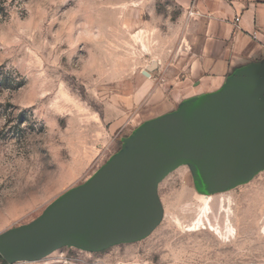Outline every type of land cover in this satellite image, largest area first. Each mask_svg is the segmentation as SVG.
Wrapping results in <instances>:
<instances>
[{
  "label": "rangeland",
  "instance_id": "obj_1",
  "mask_svg": "<svg viewBox=\"0 0 264 264\" xmlns=\"http://www.w3.org/2000/svg\"><path fill=\"white\" fill-rule=\"evenodd\" d=\"M185 1L156 0L163 19L175 7L169 31L147 0H86L81 15L80 0H11L29 9L22 27L0 0V238L32 231L68 197L115 195L134 211L131 235L64 238L41 257L0 264H264V173L214 181L180 130L175 84L193 51ZM49 104L62 113L54 161L25 143L45 131L33 114Z\"/></svg>",
  "mask_w": 264,
  "mask_h": 264
},
{
  "label": "crops",
  "instance_id": "obj_2",
  "mask_svg": "<svg viewBox=\"0 0 264 264\" xmlns=\"http://www.w3.org/2000/svg\"><path fill=\"white\" fill-rule=\"evenodd\" d=\"M187 6L193 51L175 84L180 104H202L212 119H225L228 149L248 159L240 174L264 173V0H187Z\"/></svg>",
  "mask_w": 264,
  "mask_h": 264
},
{
  "label": "water",
  "instance_id": "obj_3",
  "mask_svg": "<svg viewBox=\"0 0 264 264\" xmlns=\"http://www.w3.org/2000/svg\"><path fill=\"white\" fill-rule=\"evenodd\" d=\"M143 74L149 75L147 72ZM202 106L205 107L194 102L186 107V114L180 116V130L188 131L189 142L193 143L197 150L195 158L211 161L209 171L214 181L225 175L234 182L249 180L252 176L240 174L246 168L248 159L235 155L226 145L228 122L225 119H212V113L200 111ZM205 170L201 168L200 172ZM101 194L105 193L68 197L59 201L49 216L32 231L0 238V256L4 259L13 257L36 259L47 253L61 239L75 238L86 241L79 235L83 231L88 230L90 233L93 230L101 210L92 196ZM120 203L122 208L126 207L121 201Z\"/></svg>",
  "mask_w": 264,
  "mask_h": 264
},
{
  "label": "clouds",
  "instance_id": "obj_4",
  "mask_svg": "<svg viewBox=\"0 0 264 264\" xmlns=\"http://www.w3.org/2000/svg\"><path fill=\"white\" fill-rule=\"evenodd\" d=\"M147 3L149 5L148 7V11L147 14L149 15V17L151 18H155L156 20H158L159 22L163 23L164 20H168L169 23L166 25V27L168 28L169 31L174 30L175 25L172 24L171 21V13L175 10V7H168L166 9L168 15L167 19H163L162 17L156 16L155 12H154V5L156 3V0H147ZM174 5L175 4V0H174ZM10 6L14 9L13 12L9 13V16L11 18H13L16 22V24L20 25L22 27L23 25V21L24 19H20L18 13L20 12L21 9L26 10V12L29 11V9L27 8H22L20 6L17 5H13L11 4V0H10ZM144 6V0H141V7ZM86 7V0H80V3L73 9V12L75 15H81L84 11V8ZM44 14L47 15L48 14V9L44 8L43 9ZM26 19V18H25ZM86 29H90L91 26L90 25H86L85 26ZM3 26L0 25V29H2ZM4 91H9V90H4ZM34 119H36L38 121V123L43 122L44 127H45V131L41 134H37V133H28L25 137V143H30V144H36L39 143L41 145V147L47 149L49 156L51 157V160H55L57 158H60V153L62 151V147L61 145H59L57 143V135H58V130L60 129L58 120L60 118H62V113L59 110V108L57 106H54L52 104L46 105L43 107L42 110L38 109L34 111ZM2 119V118H0ZM11 146H12V151L16 154H18L20 159H23V149H21L19 147V145L16 144L15 141L11 142ZM55 148L56 149V156L53 157L52 155V149ZM39 148H37L34 152L30 153V156L32 158H35L38 162L41 163V156L40 153L38 151ZM145 264H150V262L146 261Z\"/></svg>",
  "mask_w": 264,
  "mask_h": 264
},
{
  "label": "bare ground",
  "instance_id": "obj_5",
  "mask_svg": "<svg viewBox=\"0 0 264 264\" xmlns=\"http://www.w3.org/2000/svg\"><path fill=\"white\" fill-rule=\"evenodd\" d=\"M92 199L95 200L99 210H101L100 216H98L93 230L90 233L88 230L83 231L79 237L91 243H99L114 236L134 233V211L129 204L122 208L118 199L113 195L106 194L94 195ZM206 208L207 205H205L204 210ZM199 222L200 220H198Z\"/></svg>",
  "mask_w": 264,
  "mask_h": 264
},
{
  "label": "built area",
  "instance_id": "obj_6",
  "mask_svg": "<svg viewBox=\"0 0 264 264\" xmlns=\"http://www.w3.org/2000/svg\"><path fill=\"white\" fill-rule=\"evenodd\" d=\"M190 15L192 16V13H190ZM240 19L239 18H235L234 20V24L237 25L239 23Z\"/></svg>",
  "mask_w": 264,
  "mask_h": 264
},
{
  "label": "trees",
  "instance_id": "obj_7",
  "mask_svg": "<svg viewBox=\"0 0 264 264\" xmlns=\"http://www.w3.org/2000/svg\"><path fill=\"white\" fill-rule=\"evenodd\" d=\"M2 258H1V256H0V260H1Z\"/></svg>",
  "mask_w": 264,
  "mask_h": 264
}]
</instances>
